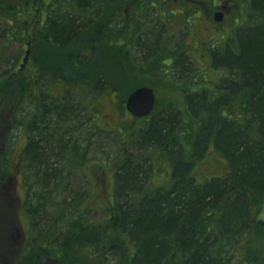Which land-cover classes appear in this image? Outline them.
Wrapping results in <instances>:
<instances>
[{
    "label": "trees",
    "instance_id": "obj_1",
    "mask_svg": "<svg viewBox=\"0 0 264 264\" xmlns=\"http://www.w3.org/2000/svg\"><path fill=\"white\" fill-rule=\"evenodd\" d=\"M110 1L0 0V100L11 87L17 90L9 134L21 129L26 135V210L41 222L43 235L58 241L57 251H104V264H116L117 254L125 264H264V215L259 218L264 213V0H246L245 20L205 41L209 66L218 72L211 84L190 87L205 79L189 52L192 46L183 48L181 33L176 37L167 68L149 71L163 83L168 76L180 79L183 107L170 101L147 121L138 119L143 123L122 138L108 165L110 149L100 140L118 131L98 127L92 107L95 95L117 85L107 49L87 72L88 81L58 92L53 86L65 71L68 52L77 68L91 58L86 47L75 45ZM137 4L153 10L161 2ZM124 11L119 7L111 23L118 13L123 19ZM163 33L154 24L137 40V52L128 46L125 56L133 67L143 70L147 58L159 56ZM100 42L108 49L128 44L122 33ZM28 43L29 64L21 68ZM210 147L226 161L227 171L198 182L194 167ZM103 164L112 174V188L92 220L84 205L90 195L87 171ZM156 171L166 177L163 184L152 183ZM110 238L116 247H109Z\"/></svg>",
    "mask_w": 264,
    "mask_h": 264
},
{
    "label": "rangeland",
    "instance_id": "obj_2",
    "mask_svg": "<svg viewBox=\"0 0 264 264\" xmlns=\"http://www.w3.org/2000/svg\"><path fill=\"white\" fill-rule=\"evenodd\" d=\"M39 1V0H38ZM169 1L167 9L163 12L165 15L156 16L158 20L162 18L166 22V29L164 32V40L158 49V57L147 59L146 63H142L143 70L133 67L130 60L125 56V50L128 44L119 46L115 44L112 49L108 47L103 48L100 39L102 37L114 40L118 36L117 22L111 23L112 17L121 7L126 10V20L124 25L128 22L129 18L133 17V13L140 8L137 4L138 0H111L106 12L100 18L99 22L91 24L85 31L78 37L80 40L75 49L86 47L88 52L91 53V58L86 61L81 67L77 68L72 66L71 53L65 56L62 61L64 69L60 72L59 82L54 84V92H58L63 88L76 85H82L88 81L87 72L90 71L92 65L101 63L102 54L107 49V54L110 55L113 66L111 69L113 82H117L115 88L111 91H103L95 95L92 101V107L96 109L95 122L103 130H117L118 133L110 135L112 139L100 140L102 147L109 146V158L106 163L109 165L114 161V158L119 150L118 143L122 144L123 137L132 130H136L142 123L137 118L131 116L124 107L125 93L133 87V85L152 87L155 93V107L154 111L162 110L171 101L175 108L183 107V93L180 92V79H171L168 76L165 83L158 81V78L153 76L149 70L154 67L163 66L161 58L170 56L174 49V42L180 33V45L190 48L189 52L193 57V61L197 66V72L201 73L205 79L202 84H195L191 81L190 87L197 89L199 85H208L215 81L218 77V72L209 66L206 50H203L205 41L207 39L217 40L222 33L229 31L236 27L239 23L245 20L246 0H167ZM161 5L157 6L160 7ZM35 11L37 7L33 5ZM137 9V10H136ZM149 9V8H148ZM150 13H154V9H150ZM220 13L222 15L220 21L214 20V15ZM111 23V24H110ZM216 27L217 30H216ZM123 27L122 29H124ZM126 35L124 31H121ZM194 43V44H193ZM193 44V45H192ZM13 49H16V44H12ZM17 50V49H16ZM26 50L29 51L27 62L24 67L29 64L30 57V43L25 48L24 55L20 57V64L23 65V58L25 57ZM22 60V62H21ZM21 67V66H20ZM167 68L166 66H163ZM63 69V68H62ZM72 72V75L69 76ZM111 77V76H110ZM206 83V84H205ZM184 85H187L186 83ZM115 90V92H114ZM6 97L0 100V180H3L5 189L0 188V212L8 213L10 216H19L22 218V204H23V170L22 160L23 151L26 144V135L23 130H11L10 118L13 112V105L17 102V90L11 87L7 90ZM120 100L123 102L120 104ZM149 118L145 117L142 121H147ZM117 135V136H116ZM123 138V139H122ZM122 139V140H121ZM99 162L98 159L95 162ZM105 163V161L103 162ZM163 167V166H162ZM101 168V169H100ZM97 169L96 172L87 171L90 186L89 199L84 205L90 207L91 218L99 216L98 204L102 203L111 191L112 188V174L103 167ZM227 171L226 161L219 156L213 147H210L206 155L202 157L195 165L193 175L198 182H203L214 176H222ZM152 183L154 185L163 184L164 178L162 171H156L152 174ZM7 180L10 181L7 182ZM92 212V213H91ZM2 213V214H3ZM0 213V215H2ZM264 213L259 217L263 219ZM95 220V219H92ZM0 227L8 226L1 219ZM115 239H109V247H116L114 244ZM6 247V246H5ZM0 242V252L5 250ZM89 256H88V254ZM104 251L98 254H93L88 250L79 249L78 251L68 254L67 264H104ZM124 263L122 258L119 259L117 254L116 264ZM125 264V263H124Z\"/></svg>",
    "mask_w": 264,
    "mask_h": 264
},
{
    "label": "flooded vegetation",
    "instance_id": "obj_3",
    "mask_svg": "<svg viewBox=\"0 0 264 264\" xmlns=\"http://www.w3.org/2000/svg\"><path fill=\"white\" fill-rule=\"evenodd\" d=\"M156 1L161 2V6L154 9L153 15L150 13V9L140 8L133 13V17L129 18L125 25L124 21L127 18V11H124L123 19H120V13H118L116 21L119 30L118 36H121V31L126 33L125 40H127L130 49L133 47L135 50L137 40L148 33L154 24L159 25L162 31L165 32V20L163 18L158 20L156 16L164 17L165 14L160 11H165L167 5L164 0ZM122 27L125 28L122 29ZM203 49H206L205 44ZM135 52L137 51L135 50ZM171 57H167L166 62H162V64L165 66L169 59L172 60ZM7 182L10 183L9 180ZM26 183L24 179L22 184L24 191L22 218L16 215L10 216L9 212H0L1 214L3 213L0 215V220L2 219L8 225L0 227V242L7 248L0 252V264H67L68 253L72 252L70 250L64 253L57 251L58 241L54 242L53 238L51 240L48 236L43 235V227L40 228L41 222L36 220L30 211L26 210L28 207V202L26 203V201L29 195ZM0 188L5 189L3 180H0ZM90 222L92 221L90 220Z\"/></svg>",
    "mask_w": 264,
    "mask_h": 264
},
{
    "label": "water",
    "instance_id": "obj_4",
    "mask_svg": "<svg viewBox=\"0 0 264 264\" xmlns=\"http://www.w3.org/2000/svg\"><path fill=\"white\" fill-rule=\"evenodd\" d=\"M222 15L216 13L214 20L220 21ZM29 51L26 50L25 57L23 58V65L27 62ZM125 110L134 118L140 119L150 116L155 107V93L152 88L141 86L133 90L124 102Z\"/></svg>",
    "mask_w": 264,
    "mask_h": 264
}]
</instances>
